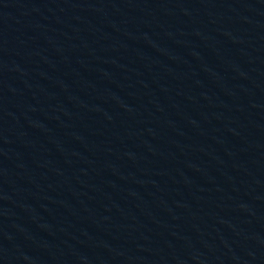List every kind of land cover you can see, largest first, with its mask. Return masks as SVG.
Wrapping results in <instances>:
<instances>
[{
	"label": "water",
	"instance_id": "water-1",
	"mask_svg": "<svg viewBox=\"0 0 264 264\" xmlns=\"http://www.w3.org/2000/svg\"><path fill=\"white\" fill-rule=\"evenodd\" d=\"M14 0H0V20L3 18Z\"/></svg>",
	"mask_w": 264,
	"mask_h": 264
}]
</instances>
